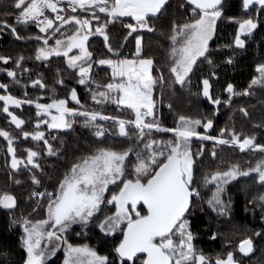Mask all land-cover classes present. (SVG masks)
Wrapping results in <instances>:
<instances>
[{
	"label": "snow or ice",
	"instance_id": "1",
	"mask_svg": "<svg viewBox=\"0 0 264 264\" xmlns=\"http://www.w3.org/2000/svg\"><path fill=\"white\" fill-rule=\"evenodd\" d=\"M64 2L65 0H14L13 6L19 10L15 15L17 24L32 22L37 24L42 33H47L49 29H52V36L61 33L62 38L55 39L51 47L47 46L51 37H35L37 40H43L45 45L38 49L35 58L47 60L52 55L67 57L68 68L78 70V83L81 85L91 81L93 64L107 65L111 69L110 81L103 85L96 84L97 88L102 87L105 90L93 93V99L100 97L97 102L110 100L118 106H125L133 112L134 119L124 120L102 116L97 112H80L76 108L67 107L68 99L54 97L51 103L36 104L37 116L51 117L50 122L38 120L36 128L39 129L41 124H46L53 129H71L75 122L74 118L79 115L85 118L84 126L94 128V135L102 138L108 130L94 122L97 119L112 120L118 124L120 136L130 138L128 128L135 130L136 139L144 142L145 150L135 152L133 163L128 159L133 153L132 148L124 151L96 148L73 161L57 183L51 186V191L33 173L31 182L36 187L29 193L28 198L36 201L32 211L43 215L41 218L32 219L29 218L31 216L29 214L12 220L13 225L19 224L23 229L20 241L27 253L23 264H47L49 258L54 256L61 246L64 248L62 264H236L231 251L224 257L217 256L213 259L197 249L194 244L197 234L189 217L192 215L193 198L200 196L196 186L195 167L196 157L204 155V148L202 145L193 152L192 139L197 137L201 142L212 141L213 149L210 155L213 158L217 157L216 145L238 146L241 151L245 149L258 151L264 157V144L257 143L254 135L244 136L242 133L238 134L234 128L230 131L227 126L220 129L218 135L201 134L198 128L204 130L214 128L213 116L192 119L180 115L175 127L164 128L157 118L156 101L153 97L156 86L159 85L163 89L167 80L181 87L190 85L197 61L212 64L209 43L216 33L217 20L222 16V0H186L191 14L182 23L173 22L168 37L171 42L168 52V77L159 70L153 75L156 61L153 57L144 55L143 36L140 33L141 30L156 31L150 22L167 12L169 0H66L71 13L82 9L91 12V17L68 14L65 8L60 7ZM242 6L245 10L251 8L253 12H264V0H242ZM180 7H184V4ZM48 10L56 13L54 18H50ZM97 13L104 14L103 21ZM4 15L5 19L0 21V32L9 29L16 39H24L17 32L16 26L8 23V13ZM123 18H130L134 23H124ZM57 20L60 24L54 27ZM93 20L97 22L95 26ZM117 21L130 30L128 36L137 33L133 58H121L120 49L126 43L127 37L120 48H114L110 42L108 26ZM236 22L239 30L235 36V44L244 48L245 40L241 39V35H251L257 29L258 23L254 18ZM65 25L71 26V32H61ZM97 35L103 37L104 46L107 52L115 57L114 59L93 58L88 41L90 37ZM74 49L77 50V54L70 56L69 53ZM10 59L11 57L0 56V61L4 64ZM23 60L24 57L20 56L16 61L17 66ZM227 63H232L231 59ZM256 71L259 75L252 79L249 88L253 85L264 88V64L258 65ZM7 75L15 79L17 73L7 71ZM210 75L214 76L215 73L212 72ZM34 83L41 84L40 81ZM58 83L63 84V79L58 80ZM7 87V84L0 83V89L6 90ZM201 91L203 97L211 104L221 105L222 101L213 96L209 78L202 80ZM226 91L230 96L248 94L247 91L236 92L230 83ZM199 94L198 92L197 95ZM70 99L77 104L80 103L75 88L70 90ZM0 101L5 102L2 110L11 117L12 123L18 128L25 123L9 112L8 105L14 104L19 107L22 103H33L32 100L21 101L9 94L0 95ZM223 103L231 104V100H225ZM171 107L170 104L169 108ZM52 109L56 110V115L52 114ZM239 111L245 116L248 115L245 108H240ZM153 130L171 132L173 137L168 140L148 139L145 142L146 134ZM21 131L25 138L31 136L36 141L48 144L42 131L32 133L23 129ZM0 136L8 141V151L12 153V169H19L21 164L25 167L31 164L36 169L40 168V164L35 162V158L40 155L39 152L27 149L25 163V159L17 158L10 133L0 130ZM48 153L57 155L51 145L48 146ZM129 166L131 177L126 175ZM253 173L256 174L254 179H258L260 185L264 187V158L247 169H242L238 164H231L226 169L217 168L214 172L205 174L202 177L203 184L216 185V192L208 200L209 206L217 213L227 215L230 211V201L226 203L222 198L224 185L241 176L249 177ZM14 182L20 184L19 180ZM110 185L115 186V190L110 191ZM256 201H259L260 207L264 209V194L257 196L253 203ZM109 205L114 207V211L111 215H106L98 227L105 234L115 235L117 232L121 234L119 242L113 247V258L101 255L87 245L74 246L68 242L67 236L63 234L71 225L77 223L87 225L94 218L99 219L97 214L102 211V206ZM0 207L6 210L16 209V197L8 192L0 194ZM261 219L264 220V215ZM253 235L261 236L262 233L254 232ZM212 239H215V236ZM239 251L244 254L251 253L252 239H245L239 246Z\"/></svg>",
	"mask_w": 264,
	"mask_h": 264
},
{
	"label": "trees",
	"instance_id": "2",
	"mask_svg": "<svg viewBox=\"0 0 264 264\" xmlns=\"http://www.w3.org/2000/svg\"><path fill=\"white\" fill-rule=\"evenodd\" d=\"M13 4L14 0H0V16L3 17V21L5 19L4 14L8 13V22L18 27L21 25L16 24L13 20H15V13H18L19 10L15 9ZM181 4H184V7H180ZM221 7L225 10L223 13L224 17L220 20L216 36L209 46L212 64L204 61L202 64L196 66L193 72V86L189 85V88H191L189 95L195 92L200 93L202 80L204 78H209L212 84L213 96L222 101L219 106L213 105L201 94L204 98V104L214 112L213 135H218L220 129L227 126L230 131L234 128L238 134L242 133L244 136L254 135L257 143L264 144V88L259 85V87L254 89L249 88L252 79L259 75L256 71L257 66L264 63V12H253L251 8L245 11L242 6V0H222ZM256 7L259 8V6ZM189 10L190 8L186 0H169L167 12L159 19L150 22L155 26L156 31L140 33L143 35L144 55L153 57L156 64L160 67V71H163L166 77L169 75L167 72V50L170 48L171 43L168 37L170 35L172 23H182L187 20ZM97 14L103 21L104 14ZM55 15L56 14H52V18H54ZM243 16L254 18L258 23V27L254 33L251 34L247 46L244 49H240L235 47V36L238 28V23L236 21ZM82 17L85 16L82 15ZM129 21L133 20L130 18H123L124 23ZM93 24L96 25L97 23ZM61 30H65V28ZM128 31L130 30L124 28L119 21L114 24H109L108 26L110 42L114 48H120V45L124 43L125 37H127L126 43H124V46L120 49L121 56L127 54L133 56L135 52V37L137 33L134 32L131 36H128ZM17 32L20 33L19 28H17ZM38 32L39 33L34 37H45L44 33ZM22 33L25 34V32ZM28 35L27 32L26 36ZM54 37H57V34ZM98 40L99 42H96L95 38L89 40L88 47L89 50L93 52V58H115L111 53L107 52L103 43V38ZM228 45H231V47H228ZM42 46H44L43 40H18L15 35L11 34L9 29H6V31L0 34V56L11 57L14 61H17L20 56H23L22 68L24 73L26 70L28 76H33L34 79H42L46 86L56 89L59 98L68 97L69 91L72 88H75L82 94L83 89L76 84L79 78L78 70L69 69L64 57H52L42 61L35 58L38 49ZM229 59H231V61L233 60L232 63H227ZM9 65V63L4 64L0 61V70L3 68H10ZM212 72L215 73L214 76L210 75ZM94 75L97 78L96 80H99L101 84L109 82L111 69L107 65H102L95 69ZM239 76L244 78V82L241 81V79L239 81ZM1 78L3 77L0 75V79ZM60 79H63V85L58 83ZM220 81H223V87L216 89V85ZM236 82H240L242 85L241 89H236ZM229 83L234 86L236 92L247 91L248 94L230 96L226 91ZM163 92H165L163 98L168 102H170V100H175L177 96L181 97V95L185 94L184 90L181 89L178 84H173L171 80L166 81ZM81 96L83 99L85 98V94ZM182 98L183 101L181 102L180 98L178 103H176L177 107L175 108L172 106L168 115H165V122H167L168 126L175 127L179 116L185 115L180 112L182 108L187 109V105H184V97ZM228 99L231 100V104L223 103V101ZM185 100L189 102L191 99ZM112 105L115 104H107L101 109L105 116L125 120L134 119L133 116L131 117V115L125 114L122 108L116 107L113 109L111 107ZM240 108H245L248 115L245 116L239 111ZM24 116L26 118V126H28L32 120L30 119L32 117L31 111L25 112ZM1 125L4 126V123L2 124L1 122ZM111 129L115 135L119 136L120 140L117 141V139L110 138V136L106 134L102 138L96 137L94 135L95 129H91L90 127L83 128L77 125L63 132L52 133L48 141L55 148L57 155H48L46 150L42 148L43 150H40L39 157L36 158L37 162L40 164V168H35L34 171L17 173L14 175L13 180L10 179L8 171L5 168H3V171L2 167H0V187L2 188H0V190L14 195L17 199L19 211H25L29 206L33 207L35 204L34 202H36L28 198L29 193L36 187L31 182V175L33 173H35L42 180V183L48 187V190L51 191V186L57 183V180L62 177L63 173L71 166L73 161L81 156L89 154L102 145L104 146L105 143H109L114 148L119 149L129 147L130 145L132 146L133 143H144L136 139V131L131 127H129L128 130L130 132V138L133 137L132 139L120 136L118 125L115 128L111 127ZM153 136L156 135L151 134L150 137L146 136L145 142L148 139H155ZM200 144L204 145L205 143L200 142ZM192 149L194 152V148ZM211 150L210 146L207 145L204 155L200 158L196 157L195 179L196 184L200 187V193L203 194V196L202 194L201 196L204 200L203 204L205 205H207V199L212 189V187L206 188L203 184L202 177L205 174L212 173L217 168L226 169L231 164H238L242 169H247L250 165L254 166L258 160L264 158L258 151L250 149L241 151L238 146L227 145L218 147L215 149L217 152L216 158L211 157ZM1 161L2 155H0V163ZM41 169L43 171H41ZM15 180H19L20 184H16L14 182ZM234 184L235 183H233L231 187L234 186ZM247 184L253 185L255 190L254 195L249 193L247 188L245 190L239 188H233L231 190L234 204L232 212L233 218L230 224L233 225L236 223L246 227V232L243 233L242 239H252L253 251L250 255H245L239 251L238 247L237 251L231 252H233L236 264H240L236 258L242 259L243 264H248V261L250 262L249 264H264V242H261V237L264 236V220L261 219V216L264 215V209L260 207L259 201H256L255 204L253 203V200L257 196L264 194V187L256 182V179L254 182L249 181ZM203 204L201 205L198 197L193 198V207L191 208L192 215L189 219L195 226L194 232L197 234L196 243L199 245L200 251L205 255L223 252L226 239L224 240L221 238L220 235H222V233H219L218 226L221 225L224 219L220 216H216L213 214L214 212L211 210L209 211L207 208L209 212L206 210L202 211L203 206H205ZM7 218L8 216L3 215V212L0 211V264H23V260L26 258V251L22 247L20 241L22 233L20 235V232L18 233L10 230ZM224 222L228 221L224 220ZM231 229H227L225 232L233 239L239 238L240 233H235L236 235L233 236V231ZM259 230H262L261 236L258 237L253 235L254 232H259ZM93 232L98 235V241H96L95 244L90 241L92 243L91 245L97 246V250L101 254L109 255L110 259L113 258V247L119 242L121 237H109L103 232L98 231V229H95ZM81 236L78 237L75 242H87L85 239L89 238V236L84 235L86 238ZM213 236H215V239H212ZM262 254L263 257H260ZM63 256L64 255L60 252L55 258L49 260L47 264H61L58 260L62 261Z\"/></svg>",
	"mask_w": 264,
	"mask_h": 264
},
{
	"label": "rangeland",
	"instance_id": "3",
	"mask_svg": "<svg viewBox=\"0 0 264 264\" xmlns=\"http://www.w3.org/2000/svg\"><path fill=\"white\" fill-rule=\"evenodd\" d=\"M60 7L65 8V11L68 14L77 15V16H80V17H82V15L85 16V17H91V12H85L82 9H77V12L76 13H71V9L67 7V4L66 3H61ZM245 11H247V10H245ZM224 12H225V10L222 7V16L217 20V24H216V33H217L218 24H219L220 20L224 17L223 16V13ZM15 14L17 15L18 13H15ZM47 14L52 18V14H56V13H52L51 10H48V13ZM61 14L64 15L65 13H61ZM190 14H191V9L189 10V16H190ZM189 16H188V18H189ZM2 19H3V17L0 16V21H2ZM244 19H248V17L247 16H243L239 20L242 21ZM13 21L16 23L15 20H13ZM93 23H97V22L95 20H93ZM127 23H134V21H129ZM10 24H12V23H10ZM59 24H60V22L58 20L55 21L54 22V27L55 26H59ZM19 25H21V26H18L16 28H19L20 29L19 35L21 37H24V39H20V40H24L25 41V40L35 39L34 36L37 35V33H39L38 31H40L39 30V27L37 26V24L32 23V22H29L27 24H19ZM64 28H65V30H61V32H65V31L71 32V30H72L70 25H65ZM238 30H239V25H238V28H237V33H238ZM4 31H6V29ZM146 31L147 30H141V32H143V33L146 32ZM254 31L252 33H254ZM22 32H25V34L22 33ZM27 32L29 34L28 36H26L27 35ZM1 33L2 32H0V34ZM216 33L213 36V39L215 38ZM237 33H236V35H237ZM44 34H45V38L51 37V38H49V42H48V45H47L48 47H51V46L54 45L55 39L62 38L61 37V33H56L57 34V37L52 36V29H49L48 32L47 33H44ZM250 36L251 35H241V39H244L245 40V47L247 46V43L249 41ZM91 38H95V41L96 42H99L98 39H101L103 37H100V36L97 35V36L90 37V39ZM211 42L212 41H210V43ZM210 43H209V46H210ZM88 46H89V41H88ZM235 47L236 48H240V47H237L236 44H235ZM244 48H240V49H244ZM167 52H169V49L167 50ZM75 54H77V50H75V49L71 53H69L70 56L71 55H75ZM134 54H135V52L133 53V56H134ZM133 56L132 55L129 56L127 54L125 56H121V58H125V57H127V58H133ZM52 57H64V56H62V55L61 56L52 55L48 59H50ZM64 58L67 61L68 58L67 57H64ZM201 60H203V58H201ZM8 63L10 64L9 65L10 68H3L2 70H0V75L3 77V78L0 79V83L7 84L8 85V87H7L6 90L5 89H0V95H9L10 94L13 97H15V98H17V99H19L21 101L32 100L33 103H31V104L22 103L19 107H17L14 104H9L8 105L9 112H11L13 115L17 116L18 118H20V119H22L24 121L26 119L25 116H24L25 115V112L31 111L32 117L30 119H32V120L30 121V123L28 124V126H26V122H25L23 125H21L18 128L14 123H12L11 117L8 116L7 113L3 112L2 107L5 104V102L4 101H0V130H5V131L9 130L8 132L10 133V136L13 139L12 147L16 151V156H17L18 159H25V163H26V150L27 149L31 148L33 151H37V152H40V150L45 149L46 150V153L49 155V153H48V146L49 145H51V147L53 148V150H55V148L53 147V145L51 143H49V141H48L50 139V137L52 136V133H54V132H63V131H66L67 130V129H53V128H50L46 124H41L40 127H39V129H37L36 128V124H37V121L38 120L43 119V120H48L49 122L51 121V117L48 116V115H44L42 117L37 116V111H38L37 108H36V104L37 103H41V104L51 103L52 102V99L54 97L55 98H58V99H68L69 102L67 104V107H69V108H76L80 112H83V111L97 112V113H99L102 116H105L104 115V112H102V110H101L105 105H107V104H115V105H112L111 106L113 109H115L116 107L122 108L125 111V114H129V115H131V117L132 116L134 117L133 112L130 109H127L125 106H118L116 103H114V102H112L110 100H105L104 102H97V101L100 100V97H97L96 100L93 99V93L99 92V91H104L105 90L102 87L101 88H97L96 87V84H101V83L99 82V80H96L97 78L94 75L95 69L97 67L102 66V65L93 64V66H92L91 81H95V83H92L90 81L86 85H81V84L78 83V80L76 81V84H78V86L83 89V93L82 94H85V98L83 99L82 96H81L82 94L79 93L76 90L77 91V96H78V99H79V102H80L79 104H77L75 101H72L70 99V91H69L68 97H66V98H59L56 89H55V91H53L54 88H51L49 86H46L43 83L42 79H40V78H35L34 79L33 76H28V74H26V72H27L26 70H25V73H24V70L22 68V66H23L22 65V62H20V65L17 66L16 61H14L11 58ZM199 64H202V63L200 61H197V65H199ZM262 64H264V63H262ZM6 70L7 71H15L17 73V76L15 77V79H13L12 77H9L7 75V71ZM157 70L160 71V67L156 64V66L154 68V71H153V75H156L157 74ZM240 79H241V81L244 82V78L243 77H240L239 76V81H240ZM17 81H19V82L17 83ZM35 81H40L41 84H35L34 83ZM105 83H107V82H105ZM105 83H103V84H105ZM103 84H101V85H103ZM223 84H224L223 81H220L216 85V89L223 87ZM41 85H43V86H41ZM61 85H63V84H61ZM236 85H237V88L236 89H238V90L241 89L242 85L240 84V82H236ZM243 85H244V83H243ZM190 86H193V74H192V83L190 84ZM257 87H259V86L258 85H253L251 87V89H254V88H257ZM181 89L184 90L185 94L184 95H181V97L180 96H177L175 100H170V102H168L167 100H164V98H163V95H165V92H163V89H161L159 85L156 86V89H155V91L153 93L154 100L156 101L155 111H156V114H157V118L162 122L161 123V126L162 127H164V128H172V126H168L167 125V122H165V115H168L169 111H171V109H172V107L169 108V105L171 104L172 106H174L176 108L177 107V104L176 103H178V100L181 98V102L183 101V98L182 97H184V101H185L184 102V105H187V109L182 108L180 110L181 113L185 114L188 117H191L192 119H203L205 116H213V118H214V112H213V110L209 109L204 104V98L201 96L202 91L200 92L199 95H197V92H195L192 95H189L190 92H191V88H189V85H185V86L181 87ZM201 89H202V87H201ZM21 91H22V94H21ZM19 95H20V97H19ZM185 99H187V100L191 99V100L189 102H187ZM51 112H52L53 115H56L57 114L55 109H52ZM67 118L68 117H66V119ZM74 119H75V123H73L72 126L77 125V126H81L83 128H86L84 126V120H85V118L83 116H79L78 115ZM119 119H121V118H119ZM148 119H151V118H148ZM1 122H2V124L4 123V126L1 125ZM94 123L99 124L103 128L107 129L108 131L105 134L108 135V136H110V138L117 139V141L120 140L119 136L118 135H115L112 132V129H111V127H113V128L117 127V125H118L117 123H113L112 120L105 121V120H101V119H97V121H95ZM90 128L91 129H94L92 127H90ZM21 129H23V131H27L29 133L35 132L37 130L44 132L45 139L48 141V144H44L43 141H36V140L32 139L31 136H29L28 138H25L23 136V134H22ZM197 130L200 131L201 134H211V135L214 134L213 133V129H211V130H204L203 128H198ZM151 134L152 135L155 134L156 136H153V137H155V139H157V140H168V139H171L173 137V133H171V132H158L156 130H153L150 134H146V136L147 137H150ZM147 137H145V139ZM127 138H129V137H127ZM132 138L133 137H131L129 139H132ZM225 138H227V134H226ZM0 139H1L0 140V155H2V161L0 163V167H2V169L5 168L8 171V173L10 174V179L11 180H13L14 175L17 174V173H22L24 171H34L35 170V168L31 164H28L27 167H25L24 164H21L20 167H19V169H12L11 168L12 153H10L8 151V147H9L8 141L3 136H0ZM200 142L201 141H199V139L197 137H194L192 139V148H194V152L202 146L200 144ZM201 143H205L203 145L204 153H205V147L207 145H209L210 148L213 149V142L212 141H205V142H201ZM220 146H227V145H216L215 146V149H217ZM230 146H233V145H230ZM101 147L111 148V149H113L115 151H124V150H127L128 148H132L133 149V153L130 154V156H129L128 159H129V161H132L133 163L135 162V152H137V151H144L145 150L144 149V143H133L132 146L130 145L129 147L122 148V149L114 148L109 143H105L104 146L102 145ZM51 156H54V155H51ZM200 157L201 156H199L197 158H200ZM35 162L38 163L37 160H36V158H35ZM3 171H4V169H3ZM126 175H129V177H131V166H129V170L126 173ZM255 175L256 174L253 173L249 177H243V176H241V177H238L236 180L231 181L227 185H224V189L225 190H224V192L222 194V198L225 200L226 203H228L230 201V204H229L230 211L228 212L227 215L217 213L208 204V200L211 199L212 198V195L216 192V185H215V183H210V184L206 185V188H211L212 187L211 192L209 193V196H208V199H207V205L203 204L204 203V200L202 199L203 194L200 193V196L198 197V199H199L201 205L202 204L205 205V206H203L202 211H205L206 210L207 212H209L211 210L212 212H214L213 214H215L216 216H220L225 221H228V222H224V220H223V222L221 223V225L218 226L219 233H222V235H220L221 238L224 239V240L226 239L225 240V247H224L223 252L215 253V254H212V255H206V256H208L210 258H213V259H215L217 256L224 257L225 254L227 252H229V251H237V248L239 247V245L241 244V242L243 240H245V239H242V237H243V233L246 232L245 231L246 227L240 226L239 224H236V223H234L233 225L230 224V223H232L231 220L233 218L232 212H233V204H234L233 203V199H232V195H231V190L233 188H235V189L236 188H239V189H243V190H245L247 188V191L249 193H251V194L254 195V191L255 190L253 188V185L247 184V183L249 181L250 182H252V181L254 182L255 181V179H254ZM256 182L259 183L258 179H256ZM233 183H235V184H234V186L231 187V185ZM196 186H197V188L200 191L199 185L196 184ZM240 187H242V188H240ZM109 190L110 191L115 190V186H111L110 185L109 186ZM0 192H1V194L4 193L3 190H0ZM201 194H202V196H201ZM32 200L35 201V199H32ZM34 203H36V202H34ZM34 206H35V204H34ZM33 207L29 206L25 211H23V210L19 211L18 204H17L18 211H17V209L10 211V210L3 209L2 207H0V211L3 212V215L8 216L7 219H8V223H9L10 230H13V231L18 232V233L20 232V235H21V233L23 234L22 227L19 224L13 225L12 224V220L14 218L19 219L21 216H29V214H31V216L29 218H32V219L41 218V216L43 215V213H40L39 215L37 213H34L32 211ZM113 211H114V207L112 205H109L107 207L102 206V211L97 214V216L99 217V219L94 218L87 225H83V224H79V223L73 224V225L70 226V228L67 230V232L64 233L63 235L67 236L68 242L69 243H72L74 246L87 245V246H89L91 248H94L98 253H100L97 250L98 249L97 246L91 245L92 243L95 244V242L98 241L97 240L98 235H96L93 231L95 229H98V231H100V229L98 227L99 222L101 220H103V218L106 215H111ZM35 215H37V216H35ZM227 229H231L233 231V233H232L233 236L236 235L235 233H240L239 234V238H236V239L231 238L229 236V234L225 232V230H227ZM259 232H262V230H259ZM84 235H88L89 238H86ZM105 235H108L109 237H112V236H120L121 237V234L119 232L115 233V235H112V234H105ZM80 236L86 238L85 240L87 242H82V243L75 242V240L78 237H80ZM261 242H264V236L261 237ZM194 244L197 247V249L200 250L199 245L196 243V240L194 241ZM232 249H234V250H232ZM60 252L64 255V248H63V246H61L60 247V250L58 252H56V254L54 256L50 257L49 260H51L52 258H55L56 255L58 253H60ZM263 254L260 255V257H263ZM26 255H27V253H26ZM101 255H103V254H101ZM63 258H64V256H63ZM236 260H238L240 262V264L241 263L243 264L242 259L236 258ZM62 261L61 260H58V262H61V264H62ZM251 261H253V260H251ZM249 263L250 262L248 261V264Z\"/></svg>",
	"mask_w": 264,
	"mask_h": 264
},
{
	"label": "water",
	"instance_id": "4",
	"mask_svg": "<svg viewBox=\"0 0 264 264\" xmlns=\"http://www.w3.org/2000/svg\"><path fill=\"white\" fill-rule=\"evenodd\" d=\"M123 137V136H122ZM244 254V253H243ZM251 253L245 254V255H250Z\"/></svg>",
	"mask_w": 264,
	"mask_h": 264
},
{
	"label": "crops",
	"instance_id": "5",
	"mask_svg": "<svg viewBox=\"0 0 264 264\" xmlns=\"http://www.w3.org/2000/svg\"><path fill=\"white\" fill-rule=\"evenodd\" d=\"M64 3H66V0H65V2Z\"/></svg>",
	"mask_w": 264,
	"mask_h": 264
},
{
	"label": "built area",
	"instance_id": "6",
	"mask_svg": "<svg viewBox=\"0 0 264 264\" xmlns=\"http://www.w3.org/2000/svg\"><path fill=\"white\" fill-rule=\"evenodd\" d=\"M75 120V119H74ZM75 123V122H74Z\"/></svg>",
	"mask_w": 264,
	"mask_h": 264
}]
</instances>
